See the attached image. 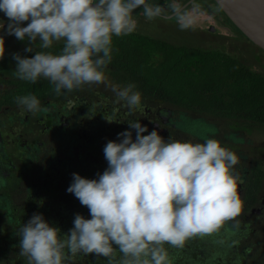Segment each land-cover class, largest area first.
I'll return each mask as SVG.
<instances>
[{"label": "clouds", "instance_id": "clouds-1", "mask_svg": "<svg viewBox=\"0 0 264 264\" xmlns=\"http://www.w3.org/2000/svg\"><path fill=\"white\" fill-rule=\"evenodd\" d=\"M137 9L149 21L174 19L181 30L195 23L192 9L179 0H0L8 23L0 34V60L5 35L27 41L25 52L13 54L15 78L49 81L54 93L100 84L113 56V38L133 33ZM63 42L59 52L54 43ZM38 44L39 51H34ZM129 84L117 95L130 109L141 105V94ZM16 103L33 114L47 112L32 93ZM104 146L107 168L98 179L72 173L67 192L87 207L90 219L77 213L68 233L34 213L16 233L19 255L26 264H72L78 255L95 254L107 264H172L166 245L182 248L190 237L211 233L238 216L243 201L235 152L209 136L203 142L165 140L149 134L139 121ZM207 131L214 134V129ZM119 254V255H118Z\"/></svg>", "mask_w": 264, "mask_h": 264}, {"label": "flooded vegetation", "instance_id": "flooded-vegetation-1", "mask_svg": "<svg viewBox=\"0 0 264 264\" xmlns=\"http://www.w3.org/2000/svg\"><path fill=\"white\" fill-rule=\"evenodd\" d=\"M150 2L164 4L166 0ZM179 2L188 9L199 6L190 29L213 32L221 27L233 28L215 0ZM141 12L142 9H137L134 13L138 25L127 42L132 49L135 40L140 45L147 43L145 46L159 40L186 45L160 33L164 30L163 21L178 25L174 19L149 21ZM1 19L6 21L7 17L0 14V23ZM7 23L0 25L1 33ZM231 33L234 36L235 32ZM7 38L15 49L4 57L13 58L15 53L27 56L26 40ZM62 45L63 42L54 43L53 47ZM9 65L16 67V61H9ZM133 73L138 71L128 75ZM112 76L105 70L103 83L84 85L72 92L62 90L57 96L54 85L43 78L30 83L15 78L11 70H0V264H26V258L19 255L20 238L16 233L34 213L43 214L62 233L73 227L75 214L91 218L87 207L67 192L72 173L98 179L97 174L107 168L104 146L110 140L118 141V134L126 130H131L135 139V130L129 129L128 124L133 121L148 128L144 135L155 129L165 140L171 137L198 143L205 136L215 138L239 159L235 169L242 180L238 187L243 201L241 213L211 233L190 237L182 248L166 245L172 264H264L262 113L256 111L251 116L249 109L238 107L239 104L234 106L233 102L225 103V99H233L234 95L226 96L216 88L211 92L203 89L197 101L186 97L180 100L163 89L146 92L138 82L140 76L135 74L128 84L116 83ZM129 84H134V91L141 94V105L135 109H130L117 95ZM214 91L218 97L209 102ZM28 93L36 95L42 107L49 110L33 114L19 106L15 98ZM208 129H214V134ZM256 130L263 133L255 134ZM72 264H107V261L89 254L78 255Z\"/></svg>", "mask_w": 264, "mask_h": 264}, {"label": "trees", "instance_id": "trees-1", "mask_svg": "<svg viewBox=\"0 0 264 264\" xmlns=\"http://www.w3.org/2000/svg\"><path fill=\"white\" fill-rule=\"evenodd\" d=\"M231 24L236 30L233 38L244 40V49L229 50L225 45L217 48L180 46L162 40L147 46L145 42L140 45L139 40H133L132 49L127 43L132 37L130 34L114 37L113 59L106 71L112 74V79L119 84L132 82L131 78L135 74L140 76L138 82L146 88V92L151 89L153 92L163 89L180 100L186 97L197 101L203 89H210L211 92V89L216 88L226 96L234 95L233 99H225V103L233 102L234 106L239 104L238 107L249 109L251 116L253 112L260 111L261 118L264 119V63L260 65L261 69L255 68L263 57L264 50L248 39L236 25L232 22ZM62 46H54L51 51L59 52ZM246 46H249L250 53ZM251 49L255 53H251ZM39 50V47L34 49ZM24 54L30 57L35 53ZM246 54H251L254 63L246 62ZM8 60L12 62L14 59L9 55L0 60V70L15 69L13 65H9ZM135 71L138 73L128 75ZM232 88L235 90L232 91ZM217 97L218 94L214 91L213 94L210 93L208 101L211 102L214 100L212 98Z\"/></svg>", "mask_w": 264, "mask_h": 264}, {"label": "rangeland", "instance_id": "rangeland-1", "mask_svg": "<svg viewBox=\"0 0 264 264\" xmlns=\"http://www.w3.org/2000/svg\"><path fill=\"white\" fill-rule=\"evenodd\" d=\"M3 15L5 18V15L3 13H0ZM8 22V19H6ZM5 19H1L0 25L3 23H7ZM164 22V30H162L160 33L163 36L169 37L170 39H173L177 42H180L182 44H196L199 45L200 47L204 48H217L219 46H224L227 47L229 50L230 49H235V50H241L244 49V40H238L233 38L232 32H235L236 30L234 28H220L219 30H212L213 32L205 31V29L196 31L194 29H186V30H181L178 25L173 24L172 22L169 21H163ZM204 31V32H203ZM0 34H3L0 32ZM13 39V36H11ZM20 41V40H16ZM22 45L21 47H23ZM26 45L25 47H27ZM248 52H249V46L245 47ZM15 49V46L12 44V42L7 38L5 35V55H7L10 51ZM18 49V48H16ZM256 49V48H255ZM255 53L253 49H251V53ZM250 53V52H249ZM251 54H246L245 59L246 62H251L254 63V59L252 58ZM261 60L259 61L258 65H255L256 70L261 69L262 64L264 63V53L263 57L260 58ZM261 65V66H260ZM193 132H196L193 130ZM262 130H256L255 134H262Z\"/></svg>", "mask_w": 264, "mask_h": 264}, {"label": "water", "instance_id": "water-1", "mask_svg": "<svg viewBox=\"0 0 264 264\" xmlns=\"http://www.w3.org/2000/svg\"><path fill=\"white\" fill-rule=\"evenodd\" d=\"M231 22L264 50V0H215Z\"/></svg>", "mask_w": 264, "mask_h": 264}]
</instances>
